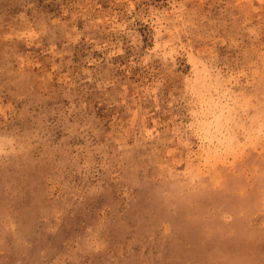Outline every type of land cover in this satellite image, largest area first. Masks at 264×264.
<instances>
[{"label": "rangeland", "instance_id": "obj_1", "mask_svg": "<svg viewBox=\"0 0 264 264\" xmlns=\"http://www.w3.org/2000/svg\"><path fill=\"white\" fill-rule=\"evenodd\" d=\"M0 264H264V0H0Z\"/></svg>", "mask_w": 264, "mask_h": 264}]
</instances>
